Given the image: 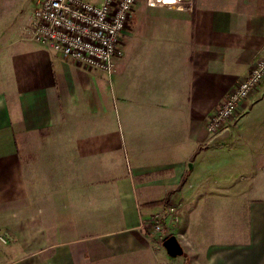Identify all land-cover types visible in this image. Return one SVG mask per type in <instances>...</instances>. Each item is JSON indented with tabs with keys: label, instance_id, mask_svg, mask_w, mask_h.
<instances>
[{
	"label": "crops",
	"instance_id": "obj_1",
	"mask_svg": "<svg viewBox=\"0 0 264 264\" xmlns=\"http://www.w3.org/2000/svg\"><path fill=\"white\" fill-rule=\"evenodd\" d=\"M179 1L135 0L110 74L32 38L37 0L2 13L0 264H264V79L206 131L264 54V0ZM167 205L174 257L146 225Z\"/></svg>",
	"mask_w": 264,
	"mask_h": 264
},
{
	"label": "built area",
	"instance_id": "obj_2",
	"mask_svg": "<svg viewBox=\"0 0 264 264\" xmlns=\"http://www.w3.org/2000/svg\"><path fill=\"white\" fill-rule=\"evenodd\" d=\"M178 6L179 0H168ZM135 0H103L94 5L85 0H37L31 18L34 40L88 70L110 74L121 54L120 34L127 27ZM264 79V54L252 61L246 76L231 89L206 123L212 135L238 127L246 102ZM176 219L174 207L154 212L146 223L151 236L166 235L164 224ZM169 232V231H167ZM159 239V240H160ZM9 236L0 235L1 242Z\"/></svg>",
	"mask_w": 264,
	"mask_h": 264
},
{
	"label": "rangeland",
	"instance_id": "obj_3",
	"mask_svg": "<svg viewBox=\"0 0 264 264\" xmlns=\"http://www.w3.org/2000/svg\"><path fill=\"white\" fill-rule=\"evenodd\" d=\"M35 1L36 0H0V11H2L0 12L1 13L0 16L2 15L3 12H5L6 14L7 8L11 7L13 11L9 15L6 14V16L8 15L6 19L4 18L6 22H10L13 19H17L18 15L22 14L21 11H25L28 7L33 6L35 4ZM85 1L92 3L94 5H99L101 3L100 0H85ZM171 222L172 220L169 221V223ZM113 259L110 257L108 259L109 262L105 264H120V263H111V261H115V259L114 260Z\"/></svg>",
	"mask_w": 264,
	"mask_h": 264
},
{
	"label": "water",
	"instance_id": "obj_4",
	"mask_svg": "<svg viewBox=\"0 0 264 264\" xmlns=\"http://www.w3.org/2000/svg\"><path fill=\"white\" fill-rule=\"evenodd\" d=\"M161 246L169 256H177L183 253V248L174 234L167 236L162 240Z\"/></svg>",
	"mask_w": 264,
	"mask_h": 264
},
{
	"label": "trees",
	"instance_id": "obj_5",
	"mask_svg": "<svg viewBox=\"0 0 264 264\" xmlns=\"http://www.w3.org/2000/svg\"><path fill=\"white\" fill-rule=\"evenodd\" d=\"M169 234H167L163 239H165Z\"/></svg>",
	"mask_w": 264,
	"mask_h": 264
}]
</instances>
